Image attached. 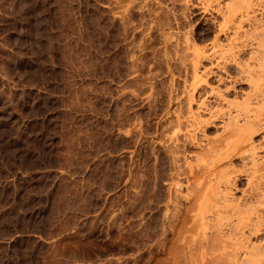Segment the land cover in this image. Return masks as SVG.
Returning a JSON list of instances; mask_svg holds the SVG:
<instances>
[{
  "label": "rangeland",
  "instance_id": "obj_1",
  "mask_svg": "<svg viewBox=\"0 0 264 264\" xmlns=\"http://www.w3.org/2000/svg\"><path fill=\"white\" fill-rule=\"evenodd\" d=\"M200 1L0 0V264H264L263 236L239 262L209 254L234 232L210 230L208 245L195 236L193 209L208 184L190 165L230 134L215 110L231 102L264 111L246 100L264 65L250 51L240 72L219 69L232 87L225 102L194 101L200 83L226 89L211 74L218 58L199 60L222 21ZM260 4L263 22L244 38H264ZM203 100L212 122L194 143L188 118ZM262 126L254 141L264 144ZM252 166L239 155L220 164L235 197L264 188V179L248 181Z\"/></svg>",
  "mask_w": 264,
  "mask_h": 264
},
{
  "label": "bare ground",
  "instance_id": "obj_2",
  "mask_svg": "<svg viewBox=\"0 0 264 264\" xmlns=\"http://www.w3.org/2000/svg\"><path fill=\"white\" fill-rule=\"evenodd\" d=\"M187 1H193V0H187ZM213 2L214 3L216 2L215 6L212 4ZM199 3H201V6L203 8L202 10L204 12H208L209 10L212 11L214 10L217 14L222 16V21L219 27V34L215 35L214 40L209 44H207V46L204 47L202 50L199 51L200 63L203 60L205 61L209 59L210 57L218 58L217 59L218 70H215L212 73L211 72L210 73L212 75L214 74L217 75L218 80L221 84L224 85L225 77H223L220 73L218 74L219 69H229L230 67L231 68L233 67L239 69L240 72V70L243 69L241 67L244 66H240L241 63L239 62V57L240 55L246 52L250 51V55L247 57L249 61L252 62V60H254L256 56H258L259 58L263 59V64H264V38L259 39V36L257 34H255L254 37H247V38H244L242 36L244 33L250 32L252 30L254 32L257 31L261 23L263 22V19L261 17L262 9H261L260 0H213L212 3L208 2L209 4L207 3V5H203V1L201 0L200 2H198V4ZM249 61L246 62L250 66L251 64L249 63ZM246 62H244V65L246 64ZM247 64L245 66H247ZM262 66L263 67L261 74L258 73V75H255L256 72H254L255 70L252 71V68L250 69L247 68V70H250L254 73V75L256 76L255 78L254 75L252 76L251 74L252 72L246 70L243 71V73L245 72L244 74H250L249 76L253 77L251 78L245 75V80L248 79L249 77V79L251 78L250 82H253L251 83L252 85L250 90L252 93L247 94L246 100L249 99L255 101L254 105L261 103V101L264 102V65ZM198 79H200V77H198ZM224 86L226 89L222 90L220 86L210 88L208 85L204 83H200L195 88L193 87L192 94L194 95L193 96L194 101H195V97L200 99L202 96H206V97L211 96L217 101L225 102V99L227 100V97L224 98L223 96L225 95V93H227V95H230L229 92L231 93L232 87L228 83L227 84L225 83ZM199 101L200 100H198V102ZM206 101L207 100H203L200 102V105L198 106L199 111L195 110L193 113H190V115L191 114L192 115L191 117L188 118L189 119L187 124L188 129H187V134H185L187 140L193 141L194 138L196 139L197 138L196 133L198 135L199 130H201L204 127H207V125L212 122V120L204 119L201 116L202 111L211 110V107L209 108L211 102L208 105ZM209 101L211 100H208V103ZM247 102L249 101L247 100ZM250 103L252 104V102ZM229 104H231V102ZM229 104H227L228 105L227 111H222V109L215 111L216 113H222L223 116L226 117V121L223 122V128L224 131H228L230 134H228V136L226 134H223L224 138L225 137L226 138L222 142L221 139L220 140L217 139V141L212 140V142L210 140L208 143L206 142L207 144L206 145L204 144V146L207 147L206 148L207 155L205 154L206 156L201 159L197 157L198 160L196 161L200 160V162L196 165L193 164L194 166L190 165L191 167L190 166L189 167L191 170L190 173L193 174L192 177H194L193 180L197 184L199 185H203L204 183L208 184L207 187L205 186L206 188L203 187L205 190V191L203 190V194H202L203 202L201 201L198 207L196 204V209L195 207L193 209L194 218L195 221L198 223L197 225L199 227V228L197 227L198 230L195 236L201 237L200 241L197 240L198 237L195 238V242L197 240V242L199 241L208 245L212 240L209 232L210 230L213 229H214L213 232L215 231V233L219 235L218 236L219 238L222 236L225 237L227 234L226 231L228 232V236L234 234L239 235L237 238H235L236 240L230 243H225V244L223 243L224 245L220 243L221 245L219 244L217 248L212 246L215 248V250H213L214 251L213 253L212 252L209 253L210 255H214V253H216L218 256L215 255V258L219 256L222 258L228 255L234 256L235 260L239 262L240 258L242 257V255H244V253L245 254L249 253L248 248L251 238L255 237L256 239H259L262 236L264 237V217L262 213L259 211V209L257 207L254 208L251 204L253 199H256L257 203L258 202L261 203V207H262L260 208L261 211L264 209V188L257 190L253 188L252 191L250 192L244 190L241 197H235L233 193V189H235L234 181L232 182V180L226 178L227 172H223V171L218 172V168L220 164H223L227 159H233L235 156L239 155V157H241L244 164H249L250 162L252 165L254 164V167L252 166L253 169H251L250 173L248 174L250 178V180L248 181H250V183L264 179V172H262V170H264V155H262L259 151V150L261 151L264 150V144L256 143V141H254V136L259 132L262 126V122H264V111L258 110V108L251 107L252 105L250 104H248L247 107H244L245 109H243L241 105L239 106L238 103L236 108L233 107L232 105L230 106ZM260 107L262 108L263 105ZM233 108L236 109L235 112L233 111ZM212 113L213 112L211 111V114ZM180 130L181 129L179 128V130L175 132L176 139H178L177 137L180 135V134L178 135ZM175 138L173 139L174 141ZM203 141L205 140L203 139ZM244 149H246L247 153ZM242 150H244L243 153L240 152ZM176 152L178 153V151ZM196 153L199 152L197 151ZM175 159L178 162L179 160H181L179 156H177ZM184 162L185 164H192L189 161H187V157L185 158ZM235 170L237 172V169ZM257 203L254 202V204ZM234 216L237 217L239 224H232L231 219ZM224 219L225 220L228 219V221L222 222ZM263 247H264V239H263ZM263 252L261 253L262 255ZM249 260L251 259H247L246 261L249 262Z\"/></svg>",
  "mask_w": 264,
  "mask_h": 264
}]
</instances>
